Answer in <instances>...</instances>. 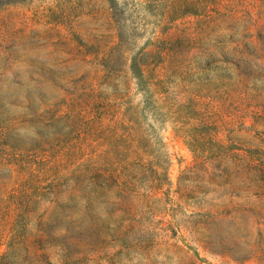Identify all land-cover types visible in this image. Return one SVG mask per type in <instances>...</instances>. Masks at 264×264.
I'll return each instance as SVG.
<instances>
[{"label": "rangeland", "instance_id": "1", "mask_svg": "<svg viewBox=\"0 0 264 264\" xmlns=\"http://www.w3.org/2000/svg\"><path fill=\"white\" fill-rule=\"evenodd\" d=\"M0 264H264V0H0Z\"/></svg>", "mask_w": 264, "mask_h": 264}]
</instances>
